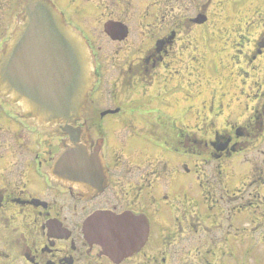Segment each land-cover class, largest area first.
<instances>
[{
    "label": "flooded vegetation",
    "instance_id": "obj_1",
    "mask_svg": "<svg viewBox=\"0 0 264 264\" xmlns=\"http://www.w3.org/2000/svg\"><path fill=\"white\" fill-rule=\"evenodd\" d=\"M27 1L0 0V64ZM47 1L65 22L100 12L97 36L84 28L92 84L80 118L49 127L29 120L0 89V264H191V256L211 264L208 254L238 231L234 215L246 211L248 227L258 222L264 230V141L243 175L232 168L228 176L226 165L242 153L241 141L255 149L264 138V48H257L264 21L247 56L251 65L262 60L260 116L256 109L242 133L213 131L208 140L191 131L190 109L177 110L174 97L191 87L185 71L192 65L176 51L227 4ZM200 15L204 25L193 22ZM74 148L101 159L102 190L52 177L55 160ZM227 180L236 194H226Z\"/></svg>",
    "mask_w": 264,
    "mask_h": 264
},
{
    "label": "rangeland",
    "instance_id": "obj_2",
    "mask_svg": "<svg viewBox=\"0 0 264 264\" xmlns=\"http://www.w3.org/2000/svg\"><path fill=\"white\" fill-rule=\"evenodd\" d=\"M218 1L227 4V7L223 6L222 9V5H218L222 11L210 12V22L193 29L188 39L178 43L176 51L177 60L191 62L192 65L185 71V74H191V87L185 90L189 91L188 94L180 91L174 97L177 110L181 112L182 109H190L191 131L198 132L200 129L202 134L205 131L208 140H213V131L227 130L234 134L238 130L242 133L241 128L254 123V117L257 118L256 109L260 116L259 106L263 104L262 98L258 97L261 91L262 60L251 65L247 62V56L251 54L253 42L264 21V0H236L233 12V0ZM95 15L99 16L100 12H91L88 19L74 17L64 23L80 39V33L84 37L89 35L86 30L96 37ZM262 141L264 138L256 143L255 149L249 145L251 142L241 141L242 153L226 161L228 176L232 175L231 170L233 173L238 172V175L248 170L253 160L250 159L261 149ZM192 182L195 185L193 191L198 193L195 178H192ZM228 187L225 185L227 195L236 194L234 181H229ZM238 189L243 190L241 183ZM238 195L246 197L243 191ZM234 217L238 231L235 232L233 228L229 241L220 240L221 250L215 252L216 255L210 252L207 260L211 264H264L263 228L258 222L254 227H248L246 211H242L240 217ZM190 258L191 264H195L198 259L196 256Z\"/></svg>",
    "mask_w": 264,
    "mask_h": 264
},
{
    "label": "water",
    "instance_id": "obj_3",
    "mask_svg": "<svg viewBox=\"0 0 264 264\" xmlns=\"http://www.w3.org/2000/svg\"><path fill=\"white\" fill-rule=\"evenodd\" d=\"M25 20L0 64V88L25 115L54 125L76 120L90 89L88 59L81 42L70 34L45 0H29ZM197 24H203L199 17ZM264 47V39L259 44ZM52 175L65 183L86 182L102 190L101 159L68 149L55 161Z\"/></svg>",
    "mask_w": 264,
    "mask_h": 264
}]
</instances>
